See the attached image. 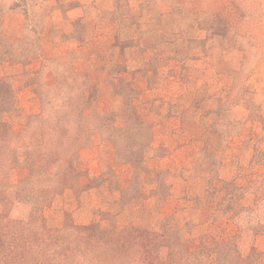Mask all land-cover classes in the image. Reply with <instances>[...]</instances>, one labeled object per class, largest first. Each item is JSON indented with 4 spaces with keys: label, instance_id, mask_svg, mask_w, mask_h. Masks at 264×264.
I'll list each match as a JSON object with an SVG mask.
<instances>
[{
    "label": "crops",
    "instance_id": "1",
    "mask_svg": "<svg viewBox=\"0 0 264 264\" xmlns=\"http://www.w3.org/2000/svg\"><path fill=\"white\" fill-rule=\"evenodd\" d=\"M253 60L212 10L23 0L0 14V118L22 121L0 124L2 148L18 153L0 172H43L44 186L68 172L85 209L128 216L168 241L205 238L254 204L243 171L264 170V137L209 100Z\"/></svg>",
    "mask_w": 264,
    "mask_h": 264
},
{
    "label": "rangeland",
    "instance_id": "2",
    "mask_svg": "<svg viewBox=\"0 0 264 264\" xmlns=\"http://www.w3.org/2000/svg\"><path fill=\"white\" fill-rule=\"evenodd\" d=\"M161 2L163 5L173 2L182 10H212L218 17L226 19L233 30L245 38L248 50L254 57L253 65L248 71L235 72L230 78L218 81L212 89L209 100L219 106L218 108L226 111L234 110L243 123L244 133L247 136L256 138L264 135V0H161ZM22 3L23 0H0V14L18 5L21 6ZM10 119L14 123L19 122L22 126L20 119L17 120L16 117L13 119L10 116L9 118L1 117L0 124L11 121ZM61 122L60 116L57 125H60ZM36 123L38 128H36L37 133L34 136L40 137L42 135L37 130L40 129L42 122L38 119ZM12 156L16 159L15 153L9 157ZM5 159L6 155L2 154L0 150V163ZM42 173L25 172L24 170L21 172H0V185L3 186V190L13 203L12 215L14 218L24 221L31 218L33 204L28 193L33 189L47 188L43 186L45 181L41 176ZM58 175V185L51 186V188L56 187L62 191L50 200L49 205L44 207L43 213L49 225L53 227H59L68 220V238L71 239V236L75 235L72 230L76 231V234L78 233L76 225L82 226L100 221L104 227L111 229V224H117V230L114 232L120 237L123 232H127L129 226L138 223L128 216L114 217L85 209L79 195L76 192L68 191V187L73 181L72 176L68 172H60ZM241 182L256 185L257 199L254 206L243 213L238 212L240 214L229 222L213 225L210 234L205 239L210 240L207 241L210 242L208 243L210 246L214 243L212 246L219 252L232 250L233 253L238 251L247 254L252 248H255L256 251L253 254H260L264 262L263 168L257 165L243 171ZM137 225H141L147 231L154 229L145 223ZM158 241L165 245L166 250L184 251L183 247L174 243L173 245L172 242L168 243L160 237Z\"/></svg>",
    "mask_w": 264,
    "mask_h": 264
},
{
    "label": "trees",
    "instance_id": "3",
    "mask_svg": "<svg viewBox=\"0 0 264 264\" xmlns=\"http://www.w3.org/2000/svg\"><path fill=\"white\" fill-rule=\"evenodd\" d=\"M37 131L42 134V129ZM0 133L2 144L6 134ZM0 150L6 155L0 166L17 162L18 153L15 149L7 151L1 145ZM14 153L16 159L13 156L10 158ZM45 187L28 193L33 213L28 221H24L13 217V203L0 185V264H264L260 254H253L255 248L247 254L238 251L233 253L232 250L219 252L212 246L214 243L211 246L208 244L210 240L205 239L208 236L199 242L181 244L166 240L162 233L158 234L154 229L144 230L141 225H137L139 223L129 226L120 237L115 233L117 224H111V229L104 227L100 221L76 225L78 233L72 230L75 235L70 239L68 220L59 227H53L43 213L44 207L62 190ZM248 209L237 211L234 217ZM158 235L168 243L183 247L184 251L166 250L165 245L158 241ZM203 239L205 241H201Z\"/></svg>",
    "mask_w": 264,
    "mask_h": 264
}]
</instances>
